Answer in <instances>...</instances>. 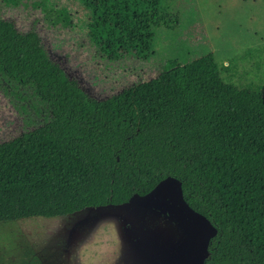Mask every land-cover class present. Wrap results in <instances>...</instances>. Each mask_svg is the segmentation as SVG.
<instances>
[{
  "label": "trees",
  "instance_id": "obj_1",
  "mask_svg": "<svg viewBox=\"0 0 264 264\" xmlns=\"http://www.w3.org/2000/svg\"><path fill=\"white\" fill-rule=\"evenodd\" d=\"M78 1L89 45L112 63L149 60L153 32L171 29V0ZM47 12L52 28L71 29L72 16ZM201 54L96 100L35 32L0 19V73L52 116L0 144V223L122 206L173 179L184 205L215 230L204 264H264V93L226 83L213 53Z\"/></svg>",
  "mask_w": 264,
  "mask_h": 264
},
{
  "label": "rangeland",
  "instance_id": "obj_2",
  "mask_svg": "<svg viewBox=\"0 0 264 264\" xmlns=\"http://www.w3.org/2000/svg\"><path fill=\"white\" fill-rule=\"evenodd\" d=\"M56 9L72 16L70 30L50 26L47 11ZM168 13L171 29L153 32V57L112 63L89 45L80 1L30 0L11 8L0 0V19L35 32L50 59L96 100L155 77L166 61L189 63L202 52L213 53L226 83L264 93V0H171ZM51 117L30 88L0 73V144ZM214 234L184 205L179 184L167 179L122 206L0 223V264H204Z\"/></svg>",
  "mask_w": 264,
  "mask_h": 264
},
{
  "label": "water",
  "instance_id": "obj_3",
  "mask_svg": "<svg viewBox=\"0 0 264 264\" xmlns=\"http://www.w3.org/2000/svg\"><path fill=\"white\" fill-rule=\"evenodd\" d=\"M181 196V195H180Z\"/></svg>",
  "mask_w": 264,
  "mask_h": 264
}]
</instances>
